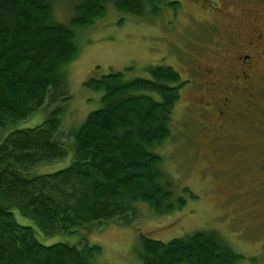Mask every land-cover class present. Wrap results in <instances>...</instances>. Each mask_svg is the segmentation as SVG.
<instances>
[{"label":"trees","instance_id":"obj_1","mask_svg":"<svg viewBox=\"0 0 264 264\" xmlns=\"http://www.w3.org/2000/svg\"><path fill=\"white\" fill-rule=\"evenodd\" d=\"M58 6L63 20L56 18ZM163 6L176 11L181 3L0 0V264H97L102 250L89 244L92 230L112 222L133 226L139 205L157 214L182 207L157 152L173 137L175 106L188 83L170 66H148L146 77L116 72L88 79L84 86L102 94L101 107L71 132L70 164L34 171L68 155L57 104L68 96L65 69L78 55L77 35L110 8L143 19ZM39 110H48L41 124L18 127ZM55 237L64 239L47 241ZM134 252L138 264H237L241 258L215 231L167 242L139 234Z\"/></svg>","mask_w":264,"mask_h":264},{"label":"rangeland","instance_id":"obj_2","mask_svg":"<svg viewBox=\"0 0 264 264\" xmlns=\"http://www.w3.org/2000/svg\"><path fill=\"white\" fill-rule=\"evenodd\" d=\"M170 1L187 3V0ZM222 10L225 17L231 16L227 8ZM62 13L63 8L58 6L56 18L63 20ZM183 21L186 22L181 8L173 11L163 6L158 15L143 19L125 17L110 8L104 18L77 35L78 55L65 69L63 90L68 96L57 104L62 110L60 137L68 155L61 162L41 164L34 171L45 173L70 164L71 132L78 129L89 112L101 107L102 94L84 86L88 79L116 72L124 73L127 79L146 77L145 68L153 65L172 67L183 81L193 79L186 70L190 64L185 66L183 54L186 50L194 52L188 39L193 41L198 35L194 30H183ZM201 35L208 33L203 31ZM199 52L208 54L204 48H199ZM127 68L132 69L126 71ZM189 86L188 82L180 90L173 137L157 151L163 157L162 169L174 183L175 197L184 201L182 207L168 214H157L146 205H139L140 216L133 226L112 222L92 230L87 235L88 242L102 250L97 264H138L134 251L139 234L167 242L197 231H215L225 239L241 257L237 264H264V173L244 169L255 162L264 163V144L261 149L253 139H238L239 142H233L236 146L226 140L218 141L220 147L217 143L205 145L210 132L200 128L198 112L187 110L197 102V88ZM48 110H39L18 127L41 124ZM234 178H243L241 188L229 187ZM183 188L187 193H182ZM13 214L18 223H26L17 211ZM61 239L64 237L47 241Z\"/></svg>","mask_w":264,"mask_h":264},{"label":"flooded vegetation","instance_id":"obj_3","mask_svg":"<svg viewBox=\"0 0 264 264\" xmlns=\"http://www.w3.org/2000/svg\"><path fill=\"white\" fill-rule=\"evenodd\" d=\"M223 7L231 13L230 17L224 16ZM181 11L186 20L181 22L183 30H194L198 35L193 41L188 39L194 52L186 50L183 58L185 66L190 64L186 70L193 76L187 80L189 87L197 88V102L187 110L198 112L200 128L210 132L204 144L217 143L220 147L218 141L226 140L227 144L236 146L233 142L238 139H253L261 148L264 144V0H187L181 4ZM203 31L208 35L202 37ZM199 48L208 50V54L199 52ZM244 169L249 173H264V163L255 162ZM242 179L234 178L229 187L241 188Z\"/></svg>","mask_w":264,"mask_h":264}]
</instances>
